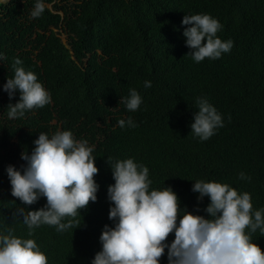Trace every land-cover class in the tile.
I'll return each instance as SVG.
<instances>
[{"label":"trees","instance_id":"obj_1","mask_svg":"<svg viewBox=\"0 0 264 264\" xmlns=\"http://www.w3.org/2000/svg\"><path fill=\"white\" fill-rule=\"evenodd\" d=\"M35 3L0 2V235L11 229L17 238L35 240L48 264H92L105 226L118 222L109 219L111 165L127 159L149 169V191L173 189L180 218L186 210L211 219L210 198L200 201L192 191L197 181L249 193L253 214L264 210V0H43L44 12L33 18ZM198 14L219 21L217 37L233 42L230 52L199 63L188 55L193 50L183 33L192 25L182 20ZM17 58L51 103L9 119L8 105L21 94L10 99L3 86L14 78ZM130 89L142 98L136 111L123 102ZM198 99L223 121L206 141L191 129ZM130 117L136 127L127 125ZM63 131L93 148L97 200L77 210L74 227L60 232L42 224L29 236L23 216L14 214L44 208L47 200L25 205L13 197L7 168L23 171L21 156L32 154L39 134ZM245 231L264 251V233ZM174 239L173 232L165 243ZM160 264H169L168 248Z\"/></svg>","mask_w":264,"mask_h":264},{"label":"clouds","instance_id":"obj_2","mask_svg":"<svg viewBox=\"0 0 264 264\" xmlns=\"http://www.w3.org/2000/svg\"><path fill=\"white\" fill-rule=\"evenodd\" d=\"M44 10L43 0H36L31 16L38 18ZM182 24L192 25L183 35L186 46L193 50L188 55L197 63L205 58L219 59L233 47L231 40L224 42L217 37L222 26L210 15H186ZM4 58L0 53V60ZM21 64L17 58L13 65L14 78L3 86L10 99L17 90L21 94L17 103L8 105L9 119L23 117L26 110L51 103L50 94L37 82V76L26 72ZM144 86L152 85L145 81ZM123 102L129 111H136L142 98L135 89H130ZM197 102L199 111L191 129L206 141L216 128L223 127V121L206 99ZM118 125L123 128L125 121L119 120ZM127 125L137 126L131 117ZM34 143L32 154L25 152L21 156L27 162L23 171L14 166L7 168L11 195L25 205H33L41 197L46 198L47 204L35 211L19 208L14 215L23 216L29 236L33 235L32 229L42 224L66 231L79 223L75 219L77 210L97 200L99 186L94 177L99 169L92 156L93 148L86 140H75L71 131L57 132L51 138L40 133ZM111 167L115 184L108 188L109 199L114 204L109 219L118 222L115 227L105 226L100 237L102 251L96 254L92 264H160L165 248H168L169 264H264V251L251 242L250 234L245 231L250 228L255 233L260 229L264 233V210L253 214L249 193L239 194L227 184L197 181L192 191L200 194V201L210 198L205 210L211 219L186 210L180 218V201L171 187L149 191L147 167L133 159L118 161ZM240 177L245 178L243 173ZM65 217L73 219L62 223ZM173 232L175 239L169 246L165 241ZM0 264H48V258L35 240L17 238L9 229L8 235H0Z\"/></svg>","mask_w":264,"mask_h":264},{"label":"rangeland","instance_id":"obj_3","mask_svg":"<svg viewBox=\"0 0 264 264\" xmlns=\"http://www.w3.org/2000/svg\"><path fill=\"white\" fill-rule=\"evenodd\" d=\"M9 0H0V2H2V3H6V2H8ZM51 7V6H50ZM65 40V39H64Z\"/></svg>","mask_w":264,"mask_h":264}]
</instances>
